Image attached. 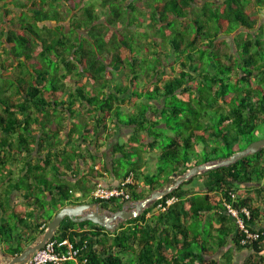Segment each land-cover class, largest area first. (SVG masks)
Returning a JSON list of instances; mask_svg holds the SVG:
<instances>
[{
	"label": "trees",
	"instance_id": "trees-1",
	"mask_svg": "<svg viewBox=\"0 0 264 264\" xmlns=\"http://www.w3.org/2000/svg\"><path fill=\"white\" fill-rule=\"evenodd\" d=\"M95 2L104 10V21ZM10 5L21 10L19 16ZM251 6L261 12L264 0H0V186L8 183L7 196L27 189L24 197L31 207L40 203L33 198L35 191L51 192L49 208L55 211L48 213L42 204L37 217L15 211L14 226L0 222V245L6 244L8 256L34 243L67 205L99 203L103 209L121 210L126 201L91 196L96 187L92 178L103 177L95 169L98 160L91 147L108 145L124 129L132 131L113 150L121 156L116 167L125 174L123 180L133 172L137 178L141 166L135 158L163 138L155 131L160 123L153 115L167 118L176 137L166 138L158 172L144 177L145 186L127 187L131 201L149 198L174 182L172 174L181 176L194 167V149L205 155L203 162H195L201 165L227 159L264 137L258 133L264 126V26ZM144 20L155 26L151 41L149 32L137 30ZM53 22L57 26L49 24ZM174 25L178 28L171 32ZM221 35H236V53L226 39H218ZM211 54L215 58L208 70ZM147 64L151 68L144 72ZM216 106L223 114L214 115L217 121L211 124L208 111ZM17 154H24L26 162L37 159L28 161L15 180ZM82 162L91 178L84 176L76 185L64 179ZM204 175V195L184 189L193 177L139 217L122 222L115 233L66 218L54 240L82 248L79 264H218L212 257L229 242L231 218L216 214L223 223L217 242L218 231L201 230L202 222L214 210L225 213L224 200L233 202L231 193L244 186L247 194H238L235 206H246L254 221L261 219L264 211L257 203L264 202V149ZM163 176L167 180L160 182ZM171 197L179 201L162 214V223L150 226L148 214ZM240 237L237 230L236 247L252 251L245 264H264L260 245L244 248Z\"/></svg>",
	"mask_w": 264,
	"mask_h": 264
},
{
	"label": "crops",
	"instance_id": "crops-1",
	"mask_svg": "<svg viewBox=\"0 0 264 264\" xmlns=\"http://www.w3.org/2000/svg\"><path fill=\"white\" fill-rule=\"evenodd\" d=\"M9 9H10V11L16 12L17 14L21 13V10L15 8L13 5H10ZM0 13H2V10H0ZM49 24H51L52 27L57 26L56 22L49 23ZM153 117H155V119L157 121H159V123H160L159 128H161L163 130L161 132V135L163 138L165 137V139H166L167 137H169V138H173V137L175 138L176 137L175 132L173 130H168L166 123H163V121H165V117H163V116L161 117V115H153ZM132 133H133L132 131H128V129H124L119 135L112 138V140H110L108 145L103 146V147H99L97 145L91 147L92 154L94 156H96L97 160H98V162L95 166V169H97V170L101 171V173H103V177H99V178H95V179L92 178L93 179L92 180V182H93L92 187L96 186L97 184H102V185L108 186V187H114V186H117L121 181H123V176L125 174L124 173L120 174V172H121L120 169L116 167V166H118L117 165V159H118V157H121V156L120 155H117V156L114 155L113 147L117 143H119V140L122 138H123L122 140H124V142H127L129 140L130 136L132 135ZM103 143H104V141H103ZM146 144H147V142H146ZM156 148L157 147H155L154 149L147 150L146 152H144V154L141 158L140 157L135 158V161L138 162L139 165L141 166L137 172V178L135 180H136V183L139 184L141 187L145 186L144 177L146 175L158 172V167H159V164H158L159 163L158 162L159 156L158 155H159V152H158V148L156 151ZM35 159H37V156L33 157L32 159H30L28 161L32 162ZM27 162L25 161V155L24 154H17L14 157V161L12 163L13 164L12 166H13V169H15V172H17V174L14 177L15 180H17L19 178L18 174L22 173V169L25 167V164ZM80 165L81 166H79L78 169L75 168V171L70 172L69 176L65 177L64 179H67V180H69L70 183L76 185L77 183H82L84 176L90 177L88 174V171L86 169L87 166L85 165V163L82 162V163H80ZM191 165L195 166L196 164L191 163ZM90 166H93V163H90ZM115 168H116L117 173L115 172ZM79 169H81L82 171L79 172ZM205 172H207V171H205ZM205 172L195 176V177L200 178L201 184L199 187L197 186L196 188H194L192 183L189 185H186L184 187V189L187 191H190V190L193 191L194 194L192 196L204 195L207 192V187L205 185V181H206L205 179H206L207 175H204ZM176 179H177L176 174L175 173L172 174V176H170V180H172L174 182L172 184H166L163 189H166L167 187L173 185L176 182ZM166 180H167V176H163V180H161V182H165ZM7 185H8V183H4L0 186V207H1V205H3L2 210H0V222L1 223H4L5 221H8L11 217H13L15 211L20 212L17 209L20 208L21 205H23L24 207L30 205L29 202H27V200L24 197V195L28 194L27 191L14 192L11 196H7V191H6ZM163 189H159L157 191H160ZM242 189H246V186L242 187ZM246 192H247V189H246ZM45 193L46 194L43 193L44 195H46V196H44V198L47 200H51L53 197L51 192L46 191ZM55 193L56 192L54 191V195H56ZM238 194L241 195L242 193L239 191ZM81 195L82 194L80 192H78L76 194L77 197H80ZM192 196H190V197H192ZM252 196H255V195L252 194ZM257 204H259L261 206L262 210L264 211L263 200H261L260 203H257ZM30 207H31V205H30ZM27 212H28V214L30 213V215H33L32 217H35V216L37 217L40 213L37 210V205H35L34 207H31ZM164 212L165 211H161V210L157 209V207L154 208L152 210V212H150L147 216L148 224L152 227H156L157 225L160 224V222L162 223L163 221L161 220V217H162V214ZM217 213L220 215H226L225 213L221 212L220 210H218V211L214 210L210 213H207L205 220L202 222V229H201V225L199 226V229H201V230H206V228H210L211 230H213L214 228L216 230L220 229V227L222 226L223 223L219 218H217V216H216ZM32 220H35V219L32 218ZM232 221L233 220L231 219V221L227 223L228 226L232 227V231H230V237L228 239L229 242H228L227 246L224 248L218 249L217 252L212 257L218 261V264H245L246 260L252 254L251 249H238L236 247V244L234 242V237L236 235L237 228L233 229V226L235 224H233L234 222H232ZM40 222L44 223L45 221L41 220ZM194 227H195V225H194ZM253 227H255L257 229H264V214L262 215L261 219H259L257 221L253 220ZM118 228H119V226L117 227V230H118ZM214 234L216 235L215 236L216 242L219 241L218 240L219 237H217V235L219 236L220 232L215 231ZM223 237H224V234H223ZM9 246H11V244H9ZM5 247H6V244L0 245V248H2L3 251H4Z\"/></svg>",
	"mask_w": 264,
	"mask_h": 264
},
{
	"label": "water",
	"instance_id": "water-1",
	"mask_svg": "<svg viewBox=\"0 0 264 264\" xmlns=\"http://www.w3.org/2000/svg\"><path fill=\"white\" fill-rule=\"evenodd\" d=\"M264 149V138L251 143L246 149L236 152L227 159L220 161H211L201 165H196L189 169L185 174L177 176L176 182L166 189L155 191L152 195L142 201H127L123 204L121 210L112 211L103 209L99 203H85L80 205H70L62 208L49 222V225L43 235H41L34 243L30 244L21 254L10 257L0 248V264H24L33 258L34 254L45 248L46 243L55 238L56 231L60 228L66 218L71 219L75 223L91 222L106 228L108 231L115 233L117 227L125 221L137 218L144 213L147 207L154 201L160 200L167 196L182 183L205 172L220 167L231 166L238 161L257 154ZM10 258L8 263L4 262L5 258Z\"/></svg>",
	"mask_w": 264,
	"mask_h": 264
},
{
	"label": "built area",
	"instance_id": "built-area-1",
	"mask_svg": "<svg viewBox=\"0 0 264 264\" xmlns=\"http://www.w3.org/2000/svg\"><path fill=\"white\" fill-rule=\"evenodd\" d=\"M135 173H131L118 186L108 188L103 185H98L93 192V197L100 201H109L119 199L130 201L131 195L127 190L129 185L136 183ZM238 194L232 192L231 199L233 202L224 200V209L226 215L232 218L236 224L238 232L241 234L239 239L240 245L244 248L253 247L255 244L260 245V253L264 256V231L253 227L252 211L246 206H235ZM177 197H171L157 205V209L166 211L170 206L177 203ZM86 243L84 249L86 248ZM82 248H78L75 243L64 240H50L46 243L45 248L37 251L33 258L24 264H64L69 261H74L77 264ZM85 263L87 260L84 261Z\"/></svg>",
	"mask_w": 264,
	"mask_h": 264
},
{
	"label": "rangeland",
	"instance_id": "rangeland-1",
	"mask_svg": "<svg viewBox=\"0 0 264 264\" xmlns=\"http://www.w3.org/2000/svg\"><path fill=\"white\" fill-rule=\"evenodd\" d=\"M142 1H144L145 2V0H142ZM214 1H217V2H221V1H223V0H214ZM95 6H96V11H97V13H99L100 15H101V18H102V21H104V19H105V13H104V10L103 9H98V7H99V5H98V3H96L95 2ZM252 7V6H251ZM251 9H254L255 10V8H251ZM255 12H256V10H255ZM12 14H14V15H16V16H19V14H17L16 12H12ZM256 14L260 17V23H259V25L261 26H264V10L263 11H257L256 12ZM196 17H197V15H196ZM195 18L194 17H189L188 18V21H189V23H193V20H194ZM138 23V22H137ZM139 24V23H138ZM150 25H152L151 24V22L149 21V20H144L143 21V25L141 26V28L140 29H138L137 28V30L138 31H142V32H149L151 35L149 36V41H151V40H153V38H154V35L152 34L154 31H155V26L152 28H150L149 26ZM67 26L69 27L70 26V20L68 19V21H67ZM122 26H125V24L124 23H119L118 24V27H120V28H122ZM153 26V25H152ZM133 29H136V28H134V27H132ZM175 28H178L177 27V25H174V27L172 28V31L171 32H174L173 30L175 29ZM210 29V28H209ZM191 31H193L192 29H191ZM139 35H141V34H139ZM159 35H161V34H159ZM143 36H145V35H143ZM211 37H213L214 39H217V38H215V35H210ZM204 37H205V35H204ZM236 37V35H230V37H227V36H224V35H221V37H219L218 39H220V40H222V39H226L227 40V42H228V44H229V49H230V52L231 53H236V46H235V43H234V38ZM237 38V37H236ZM169 42H170V39H168V40H166V43L164 42V43H162L163 45H162V47L164 48V44H165V47L169 44ZM222 42V41H221ZM224 50H225V47H224ZM143 52V51H142ZM146 52V51H145ZM148 52V51H147ZM144 53V52H143ZM147 54V53H146ZM212 54H213V52H212ZM211 54V55H212ZM209 56V57H208ZM207 57H208V59L206 60V64H207V69L209 70V63H211L213 60H214V55H212V56H210V55H208ZM54 59V58H53ZM153 63V59L150 61V64H151V66L153 67L154 66V64H152ZM150 64H147V66L148 65H150ZM146 65H145V70H144V68H143V70H144V72H146V71H148V70H150V69H148V68H151V67H147ZM211 69V68H210ZM10 74V72H6V73H4V75H9ZM195 76V75H194ZM117 78H121V76L119 77V76H117ZM166 79H170V77L168 78V76L167 77H165V80ZM164 83V82H163ZM256 84V83H255ZM172 100L171 99H169V102H171ZM178 102V101H177ZM177 102H174V105H179V102L177 103ZM206 107H209L207 104H206ZM216 108V109H215ZM214 109H215V111H212V109H209V111H208V116H207V121H211L212 123L211 124H215L216 122H215V120L217 121V117L216 116H214V115H218V117H220V115L221 114H223L222 113V109H219V107L218 106H216V107H214ZM213 109V110H214ZM216 110H218V111H216ZM212 111V112H211ZM210 117H211V119H210ZM166 122H169L168 121V119L166 118L165 119V121H163V123H166ZM219 130V129H218ZM157 133H160L161 134V132L163 131L161 128H157L156 130H155ZM258 133L260 134V137H262V136H264V126L263 127H261L259 130H258ZM123 139V138H122ZM122 139H120L121 141H122V144L124 143V140H122ZM119 140V141H120ZM168 141V139H165V138H160L159 139V143L157 144V148H158V152H159V155L158 156H160V154H161V149H162V147L164 146V145H166V143H168L167 142ZM78 148H79V146H78ZM142 148V147H141ZM157 148H156V151H157ZM200 148V150H201V146L199 147ZM72 149L73 150H75V147H72ZM76 149H77V147H76ZM143 151V150H142ZM202 152V151H201ZM201 152H198V150H195L194 149V151L193 152H191L190 153V162L192 163V164H194L195 162H199V163H201V162H203V157L205 156L203 153H201ZM145 156V155H144ZM75 157V156H74ZM138 157V156H137ZM216 157L214 156L213 157V159H215ZM197 160V161H196ZM216 161V160H215ZM159 165H160V163H158ZM204 164V163H203ZM160 182H161V180H163V177H161L160 179ZM200 184H201V181H200V178L199 177H195L194 179H193V181H192V185L194 186V188H196L197 186L199 187L200 186ZM47 187H50V185H47ZM22 188H24V186L22 187ZM40 188H43V187H40ZM25 189V188H24ZM26 191H27V189H25ZM241 193H243V194H247V192H246V189H242L241 191H240ZM44 196H46V195H44L43 193H42V191H41V189H38L37 190V192L35 191V193H34V197L33 198H36V199H40V203H36V205H37V210L39 211V212H41V207L40 206H42V204L46 207V211L49 213H55V211H54V209H52V208H49L50 207V200H47V199H45L44 198ZM31 207H30V205H28V206H23V205H21V207L20 208H18L17 210L18 211H20V212H27L29 209H30ZM39 208V209H38ZM28 213V212H27ZM56 215V214H55ZM7 222H9L12 226H14L15 224H16V219H14V216L13 217H11ZM4 261H6V262H9L10 261V258L8 257V258H5L4 259Z\"/></svg>",
	"mask_w": 264,
	"mask_h": 264
},
{
	"label": "clouds",
	"instance_id": "clouds-1",
	"mask_svg": "<svg viewBox=\"0 0 264 264\" xmlns=\"http://www.w3.org/2000/svg\"><path fill=\"white\" fill-rule=\"evenodd\" d=\"M133 173H134V172H133ZM135 176H136V174H135ZM121 182H122V181H121ZM121 182H120V183H121ZM120 183H119V184H120ZM119 184H118V185H119ZM135 184H136V183H135ZM98 185H102V184H97L96 187H97ZM118 185H117V186H118ZM103 186H104V185H103ZM96 187H95V189H96ZM105 187H108V186H105ZM114 187H116V186H114ZM108 188H113V187H108ZM93 192H94V191H93ZM92 197H93V193H92ZM93 198H94V197H93ZM94 199H95V198H94ZM160 200H161V199H160ZM130 201H131V200H130ZM157 201H158V200H157ZM126 202H127V201H126ZM154 202H155V201H154ZM151 204H152V203H151ZM151 204H150V205H151ZM150 205H149V206H150ZM149 206H148V207H149ZM148 207H147V208H148ZM63 208H64V207H63ZM110 210H111V209H110ZM231 219H232V218H231ZM232 220H233V219H232ZM5 263H8V262L5 261ZM64 264H65V263H64Z\"/></svg>",
	"mask_w": 264,
	"mask_h": 264
},
{
	"label": "flooded vegetation",
	"instance_id": "flooded-vegetation-1",
	"mask_svg": "<svg viewBox=\"0 0 264 264\" xmlns=\"http://www.w3.org/2000/svg\"><path fill=\"white\" fill-rule=\"evenodd\" d=\"M262 138H264V137H262ZM263 183H264V181H263ZM253 186H255V185H253Z\"/></svg>",
	"mask_w": 264,
	"mask_h": 264
}]
</instances>
